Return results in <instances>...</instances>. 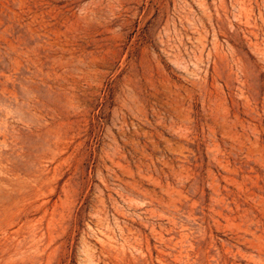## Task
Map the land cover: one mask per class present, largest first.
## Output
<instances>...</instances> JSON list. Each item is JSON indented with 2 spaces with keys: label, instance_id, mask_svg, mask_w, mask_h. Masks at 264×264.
<instances>
[{
  "label": "rangeland",
  "instance_id": "obj_1",
  "mask_svg": "<svg viewBox=\"0 0 264 264\" xmlns=\"http://www.w3.org/2000/svg\"><path fill=\"white\" fill-rule=\"evenodd\" d=\"M0 264H264V0H0Z\"/></svg>",
  "mask_w": 264,
  "mask_h": 264
}]
</instances>
